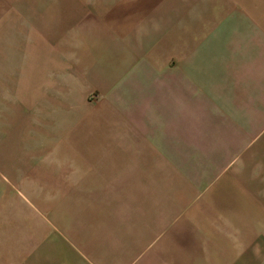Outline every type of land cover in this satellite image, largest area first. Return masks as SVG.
I'll return each mask as SVG.
<instances>
[{
	"label": "crops",
	"instance_id": "0c3cea01",
	"mask_svg": "<svg viewBox=\"0 0 264 264\" xmlns=\"http://www.w3.org/2000/svg\"><path fill=\"white\" fill-rule=\"evenodd\" d=\"M116 38L124 110L88 131L114 174L45 176L28 264H264V0H0L1 114Z\"/></svg>",
	"mask_w": 264,
	"mask_h": 264
},
{
	"label": "rangeland",
	"instance_id": "374dc122",
	"mask_svg": "<svg viewBox=\"0 0 264 264\" xmlns=\"http://www.w3.org/2000/svg\"><path fill=\"white\" fill-rule=\"evenodd\" d=\"M112 46L99 53L89 78L63 90V99L9 101L0 112V264H28L32 243L44 238L45 176L114 174L111 153H99L88 133L124 110L127 48L118 38Z\"/></svg>",
	"mask_w": 264,
	"mask_h": 264
}]
</instances>
